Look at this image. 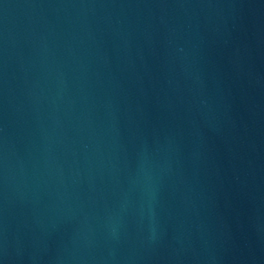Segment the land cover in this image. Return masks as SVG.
I'll return each mask as SVG.
<instances>
[{"label": "water", "instance_id": "95a60500", "mask_svg": "<svg viewBox=\"0 0 264 264\" xmlns=\"http://www.w3.org/2000/svg\"><path fill=\"white\" fill-rule=\"evenodd\" d=\"M0 264H264V0H0Z\"/></svg>", "mask_w": 264, "mask_h": 264}]
</instances>
